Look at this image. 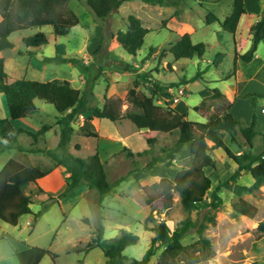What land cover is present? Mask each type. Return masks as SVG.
Here are the masks:
<instances>
[{
  "label": "trees",
  "instance_id": "obj_1",
  "mask_svg": "<svg viewBox=\"0 0 264 264\" xmlns=\"http://www.w3.org/2000/svg\"><path fill=\"white\" fill-rule=\"evenodd\" d=\"M151 5L165 6V0H141ZM71 0H0V52L12 50L13 43L9 37L20 31L30 28L52 27L54 34L58 37H66L80 25L78 15L69 8ZM123 0H84L87 8L93 13L95 19L101 23L106 22L123 4ZM178 14V12H176ZM244 0H232V12L224 20H220L213 13H208L206 23L219 22L224 31L231 34L237 32L240 20L247 15ZM127 29L124 32L113 34L112 38L121 48L132 57H136L145 44V38L150 33L142 21L130 15L127 18ZM252 46L247 53L236 56L234 72L235 76L239 61L250 63L255 56L258 46L264 40V11L260 20L251 27ZM48 39L44 35H37L33 38L23 40L27 48H40L48 45ZM207 46L203 43L193 44L191 36H182L169 49L175 61L182 59L202 58ZM105 49L102 42L95 56ZM154 52L151 48L149 55ZM147 59V58H146ZM58 60L62 63H70L78 67L85 75H88L93 63L86 65L83 61L75 58H46L44 62ZM103 70V64L99 67V74ZM201 73H197L189 82L197 81ZM5 62L0 59V93L7 99L10 118L19 121L39 112L36 101H42L52 105L59 115V143L56 149H25L19 143V136L25 134L35 143L43 137L52 126L45 125L37 132H30L24 129L16 131L11 120L0 119V142L4 144V149H15L17 156L9 160L0 171V213H4L12 218H19L24 215H32L30 227L35 228L42 211L33 213L31 210L32 201L24 194L22 187L31 182L48 176L57 167H62L67 173L66 186L59 193H47V197L52 200L61 201L66 198L74 189L87 186L95 190L100 200H104L112 191L108 181L107 168L102 162L99 150L87 158L75 155L71 152L72 141L76 134L74 122L80 116H84V124L79 129V133L89 139L100 138L99 133L93 125L94 119H106L111 122L130 121L139 131H157L167 134L181 130L179 138L172 149H164V153L174 150L181 144L191 143V154L188 158L180 160L177 165L181 168L174 179L163 178L154 188L163 190L162 208L165 210L173 206V196L178 194L181 205L186 213L194 210L210 208L217 210L222 206V199L218 195L225 183L219 184L211 195V201H207V193L212 189L213 181L206 174V171H217V161L211 155L212 150L221 149L232 160L237 169L229 179L231 183H238L239 178L244 174H250L253 184L247 190L250 193L258 191L264 185V151L256 153L255 139L260 135L257 130L258 117L254 113L251 123L246 126L243 122L236 121L229 111L223 115L211 112L208 116V130L205 135L195 137L193 129L186 122V115L179 113L169 105L171 93L167 89H160L154 84V90L162 93L163 105H157L153 96H147L138 90V82L134 83L132 89L128 91L125 100L104 98L102 107L92 106L95 101L94 85L84 90L81 96L71 93V82L68 80L55 79L50 82L30 81L20 79L11 85H6ZM146 73L141 78L149 79ZM187 82V83H189ZM218 90H213L212 99L221 98ZM250 99L254 109L257 108L256 100L264 99V95L250 94ZM128 107L124 110L123 106ZM237 134L242 136V142L238 141ZM230 138L227 142L226 137ZM264 140V137H263ZM209 142L213 145L210 146ZM148 144L155 143V139L148 138ZM235 145L240 153L232 149ZM76 150H80V145H75ZM127 150V149H126ZM32 153H42L46 155L51 164L32 165L23 162L19 155ZM129 153V157H133ZM141 156V153L139 154ZM159 162V159L152 160L148 166ZM147 166L135 164L129 175L124 178L128 181L129 176L145 171ZM135 181L132 182V186ZM42 192V191H41ZM148 206L154 204L152 198H145ZM47 209V205L44 206ZM43 209V210H44ZM234 215L244 216L254 220L258 214V209L248 201L240 198L232 204ZM153 220L152 216L148 218ZM216 225L214 216L205 217L200 223H186L182 228L172 231L165 222H160L155 228V237L151 248L147 251L143 259L137 260L124 255V251L139 243V237L133 233L122 231L120 236L107 241L104 239L103 227L98 228L91 235L90 241L78 253L88 254L92 250L100 249L105 258L104 264H148L150 258L154 256L156 244L164 250L158 258L157 264H203L215 257L211 241L204 236L208 224ZM195 229L199 239L195 243L184 246L182 240L188 233ZM255 236L257 240L264 238V220L259 223ZM20 264H40L46 257H50L54 262L58 255L49 249L42 247H30L27 250L16 253Z\"/></svg>",
  "mask_w": 264,
  "mask_h": 264
},
{
  "label": "rangeland",
  "instance_id": "obj_2",
  "mask_svg": "<svg viewBox=\"0 0 264 264\" xmlns=\"http://www.w3.org/2000/svg\"><path fill=\"white\" fill-rule=\"evenodd\" d=\"M165 2L164 11L153 10L150 12L152 19L156 20L154 22L155 25H159L160 20L163 19V28H166L168 19L177 17L175 15L177 10L180 13L186 9L192 10L185 20H189L191 25L198 30L196 42L199 36L206 35L209 38L213 33V28H205L206 13H214L216 11L217 15L222 16L223 14L230 15L232 12V0H165ZM141 7L137 1L126 2L120 11H117L104 23L97 21L94 17L95 24L98 23L102 27V42L105 44V49L95 56V53H93L94 41H91L87 42L85 46L83 45L82 52L68 54L66 57L82 60L86 65L93 63L88 75H85L78 67L70 63H62L57 60L51 62L53 66H50V69L58 74L59 79L71 81V93L73 95L79 97L84 90L94 85L95 101L91 105L102 107L104 103L103 97L105 91L109 88V83L114 85L112 96L115 94V97L111 99L125 100L128 91L133 88L135 82H138V90L147 96H153L157 105H163L162 93H157L154 90V84L160 89L168 90L173 88L172 93H169L176 95L178 90L176 84L180 80L183 78L192 80L196 77L198 70H201L203 66L199 64L196 58L175 61L173 55L168 52L172 45H167L171 39L167 33L149 35L136 57L126 53L116 40L112 38L113 34L126 31L128 24V17L126 16L132 14L139 17L142 12ZM87 9L86 6L79 9L75 8V11L81 22L89 26L92 24L90 20L93 18V14L87 12ZM170 24L174 27L176 26L175 21L170 22ZM52 30V27L46 28V31L52 32ZM29 34H32V32H29ZM95 34L94 30L90 31L91 36L96 37ZM12 40L17 42L14 54H12L15 55L13 59L16 60L14 62V60L10 61L11 58L8 59V74L10 77L17 75V78H20L18 76L21 75V72L24 74L27 59L22 56H16V54L19 50L24 52L26 46L18 42V36H14ZM61 40L67 41L65 39ZM80 42L79 38H73L68 48L74 50ZM151 48H154V52L149 55ZM175 62L178 67L177 72H175L174 68ZM102 64L103 70L99 74V67ZM146 73L150 75L149 79L141 78ZM192 89L194 91L193 94L188 99L185 96L182 97L181 101H188L191 104L198 102L200 98L197 92L198 88L197 86H192ZM256 101L264 103V99H257ZM179 103H174V105ZM38 106L41 107V112H38L31 119L37 124H50L52 128L56 125L58 126L60 117L55 108L42 101H38ZM127 107L128 104L125 103L123 109L125 110ZM190 113L195 120L199 119L197 114H193L192 111ZM257 116V122L260 123L264 116H262L260 111ZM94 120L93 125L100 136L98 140L86 138L79 133V129L84 124V116H80L75 120L73 125L76 134L72 141L71 152L87 158L93 155L96 149L100 151L101 148V150L108 151L117 148L123 142L124 149H117L112 154H103L101 158L107 168L108 181L112 187L111 193L101 201L95 190L90 189L84 195H80L81 193L77 192L75 196H72L65 203L66 212L62 210L60 204L63 199L61 201H51L46 195L44 196L40 193V199L44 201L39 203V199L31 205L33 213L42 211L35 228L26 225L29 215L22 216L19 227L14 225L15 221L12 219L9 220L12 221L10 224H3L11 238L21 242L27 240L26 242L29 244L49 249L58 255L55 262L50 257H46L41 264H104L106 258L100 249L92 250L88 254L78 253V249H75L85 247L86 243L90 241L92 233L100 227H103L104 239L107 241L119 237L122 231L137 235L140 239L139 243L128 247L124 251V255L141 260L151 248L152 241L156 235L155 228L160 222H165L174 231L184 227L188 222L200 223L205 217L209 216L215 217L216 225L209 223L204 236L211 241L215 257L203 264H264V238L257 240L255 236L259 223L264 220V185L258 191L250 193L247 190L253 183L250 174H244L239 178L238 183H230L229 179L237 169L236 164L224 152L212 150L210 153L217 161L218 169L217 171H206V174L213 181L212 189L207 193L206 199L210 202L214 189L219 184L227 181L229 184H225L218 193L222 199V206L217 210L206 208L186 213L182 208L179 195L174 194L173 206L165 210L162 208L163 190L154 188V185L163 178L172 180L174 173L179 170L176 156H172L169 152L164 153V149H172L174 147L181 130L173 134L157 131H139L128 120L120 122H111L106 119L94 122ZM17 126L19 127V125ZM257 130H259L260 135L255 139L254 151L260 153L264 151V126L258 127ZM20 136L26 140L22 142L23 145L31 146L27 148L29 150L49 149L55 139L54 135H49V137L44 139L45 141L41 137V142L35 143L25 134ZM148 138L155 139V143L148 144ZM237 139L240 142L243 141L240 134H237ZM226 140L229 142L230 138L227 136ZM76 144L80 145V150L75 149ZM232 149L236 153H240L235 145H232ZM129 153H133L134 156L129 157ZM140 153L141 156H139ZM32 154H35L34 160L36 163L46 166L51 164V160L46 155L42 153ZM154 159H159V162L148 166ZM47 161L50 162L47 163ZM136 163L141 166H147V170L141 173L140 178H137L136 175L134 177L129 176L128 181H124V178L129 175ZM134 181L135 184L132 186L131 184ZM147 197L154 200L152 206L146 204L145 198ZM240 198L257 207L258 214L254 220L234 215L232 204L236 203ZM45 205H47V209H44ZM150 216H152L153 220L148 221ZM85 217L89 219L90 223L86 224L83 222ZM3 238L4 235L0 231V259L10 254L12 248L11 242ZM198 239L199 236L196 230L193 229L182 240V244L189 246L198 241ZM163 250V247L156 244L154 256L150 258L148 264H157Z\"/></svg>",
  "mask_w": 264,
  "mask_h": 264
},
{
  "label": "crops",
  "instance_id": "obj_3",
  "mask_svg": "<svg viewBox=\"0 0 264 264\" xmlns=\"http://www.w3.org/2000/svg\"><path fill=\"white\" fill-rule=\"evenodd\" d=\"M137 1L142 6V12L139 14V18L142 21L143 26L150 31V33L146 36V38L154 33H167L171 39L167 45L175 44L182 36L189 34L191 36L193 44H200L203 43L207 46L206 51L202 58L194 57L192 59H197L199 64L203 67L201 70L199 69V73H201L200 78L197 81L189 82L190 79L183 78L180 80L176 85L179 87H183L185 91V98H189L193 94L192 86H197V92L200 96L197 103L191 104L190 102L181 101L179 104L174 105L173 99L176 96L175 94L171 95V99L169 100V105L178 111L181 114L186 115V122L188 125L193 129L194 136H202L205 135L208 130V116L211 112L216 113L218 115H223L225 112L229 111L233 118L238 122H243L246 126H248L254 113L258 112L264 108V103L261 101H256L257 108L254 109L250 99L247 98L250 94H260L264 95V40L258 46V49L255 53L254 59L250 63H243L239 61V68L235 76L233 75L234 66H235V59L236 56H242L249 51L252 46V37L250 35V29L253 25H255L262 15L264 11V0H244L245 8L247 11V15L243 16L240 20L237 32L235 34H231L227 31H224L221 27L219 22H215L212 24L206 23V16H205V28H213V33L208 38L206 35L199 36L197 42V32L196 28H194L189 20H185L187 15H190L192 10L186 9L182 13L178 10V14L175 15L177 17H170L168 19L167 27L163 28V19L160 20L159 25H155L154 22L156 20L152 19L150 14L151 11H164L165 6L160 5H151L142 2L141 0H130L124 1L121 7L126 2H133ZM84 0H71L69 3V8L73 10L75 13V8H84L86 7L83 5ZM74 6V7H73ZM121 7L118 9L120 11ZM221 7V6H219ZM144 10V11H143ZM87 12H91L87 9ZM91 14H93L91 12ZM115 14V13H114ZM216 15L221 21L224 20L228 15L223 14L219 16L216 14V11L213 13ZM132 14L127 15L129 17ZM134 16V15H133ZM136 17V16H135ZM92 18V17H91ZM2 18L0 16V23ZM175 21L176 26H172L170 22ZM92 24L89 26L85 23H82L80 20V25L76 27L72 33L66 37H58L52 32L46 31V27L40 28H30L24 31L16 32L9 37V40L13 43L14 48L8 51L0 52V59H4L5 62V77L4 82L6 85H11L17 80L26 79L30 81H38V82H50L55 79H59L58 74L52 72L50 66H53L51 62H44L46 58H56L62 57L66 58L68 54H78V52H82L83 45L85 46L87 42L94 41V50L95 53L102 44L103 41V30L102 27L97 23L95 24L94 15L93 18L90 20ZM154 23V25H153ZM216 26V27H215ZM33 30V31H32ZM94 30L96 32V37L90 35V31ZM32 32V34H29ZM118 33V32H117ZM115 33V34H117ZM37 35H44L48 39V45L41 46L40 48H27L24 52L18 51L16 56H22L27 59L26 66L24 68V74L21 72L17 78V75L14 77H10L8 74V59L11 58L10 61L15 62L16 59H13L15 55L14 50L16 49V43L12 40L14 36H18V42L23 44L24 39L33 38ZM73 38H79L81 42L76 46L74 50H70L68 46L71 44ZM145 38V41H146ZM61 39H65L67 41H63ZM51 48V50H50ZM209 51V54H208ZM24 53V54H23ZM191 60V59H190ZM54 60L53 62H55ZM58 61V60H57ZM56 66V65H54ZM175 72L178 71L177 64L175 62L174 65ZM75 69V68H74ZM76 70V69H75ZM64 80V79H61ZM71 82V81H70ZM189 82V83H187ZM113 83H109V88L105 91L104 97L111 99L112 92H113ZM174 89H168V92L173 91ZM213 90H218L222 95L221 98L212 99ZM97 95V94H96ZM38 106V101H36ZM39 112H41V107L38 106ZM197 114L199 119L195 120L193 116L191 117V113ZM262 113V112H261ZM37 115L33 114L28 118L14 121L10 118L9 107L7 103L6 96L0 93V119L11 120L14 128L16 131L24 129L30 132H37L42 127H44L45 123L37 124L31 118ZM261 116V115H260ZM264 116V114H262ZM258 117V116H257ZM99 119H95L94 122ZM19 125V127L17 126ZM50 125V124H49ZM52 126V125H50ZM264 126V119L262 118L260 123L257 124V128ZM49 135H54V142L49 146V149L53 150L56 149L59 143V126H54L51 130L46 132L43 136V140L49 137ZM25 139H22L19 136V143L20 145L27 149L31 146H25L22 144ZM41 142V139H39ZM38 141V142H39ZM45 141V140H44ZM209 145L212 146L213 144L209 142ZM120 146V147H119ZM117 148L111 150H101L100 148V157L102 155H106L107 153L112 154L116 152L117 149H124V144H120ZM4 144L0 142V171L5 166V164L15 158L17 152L15 149H4ZM223 152L221 149H217ZM15 152V154H14ZM172 156H176V161L184 160L188 158L191 154V143L188 144H181L176 147L174 150L169 151ZM35 154H21L19 158L22 159L23 162H29L32 165H36V161L34 160ZM102 160V159H101ZM50 161H47L49 163ZM179 170L181 169L178 167ZM147 170V169H146ZM178 170V171H179ZM209 170V169H208ZM176 171L174 173V177L177 174ZM143 173V172H141ZM141 173L135 174L137 178H140ZM68 175L62 167L55 168L51 174L48 176L38 180L37 182H31L22 187V191L25 195L30 197L32 203L40 199L41 195H46L47 193L56 194L64 190L66 186V179ZM174 179V178H173ZM172 179V180H173ZM212 179V178H211ZM254 182V181H253ZM253 184V183H252ZM89 188L87 186H82L76 188L67 198L61 201L62 210L66 212L67 208L65 207V203L75 196L77 192H80V195H84L89 192ZM42 191V192H41ZM47 196V195H46ZM44 200L40 199L39 203H42ZM22 217L19 218H12L4 213H0V231L4 235L3 239H7L11 242L12 248L10 254L0 259V264H20L18 258L16 257V253L23 252L30 247H38L35 244H29L28 242H21L17 241L10 237L8 232L5 230L3 224H10V219L15 221L17 227L20 225ZM4 222V223H3ZM32 222V216L29 215V218L26 221V225L30 227V223ZM84 223H90L88 218H84ZM91 239V237H90ZM89 239V240H90ZM89 242V241H88ZM87 242V243H88ZM86 243V244H87ZM81 248V247H80ZM75 249H79L75 248ZM45 259V258H44ZM43 259V260H44ZM42 260V261H43ZM42 263V262H41ZM40 263V264H41Z\"/></svg>",
  "mask_w": 264,
  "mask_h": 264
},
{
  "label": "built area",
  "instance_id": "obj_4",
  "mask_svg": "<svg viewBox=\"0 0 264 264\" xmlns=\"http://www.w3.org/2000/svg\"><path fill=\"white\" fill-rule=\"evenodd\" d=\"M185 96V91L183 88H180L177 90V94L173 99L174 103H179L181 102V98ZM262 114H264V108L261 110Z\"/></svg>",
  "mask_w": 264,
  "mask_h": 264
}]
</instances>
